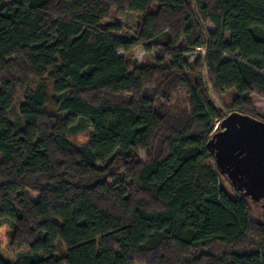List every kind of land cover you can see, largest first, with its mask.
<instances>
[{"label": "trees", "instance_id": "1", "mask_svg": "<svg viewBox=\"0 0 264 264\" xmlns=\"http://www.w3.org/2000/svg\"><path fill=\"white\" fill-rule=\"evenodd\" d=\"M114 10L143 16L135 36L105 22ZM139 45L156 59L133 69ZM197 47L225 108L189 80ZM0 77V220L28 248L0 264H264L262 202L207 146L232 111L264 120V0H0Z\"/></svg>", "mask_w": 264, "mask_h": 264}, {"label": "rangeland", "instance_id": "2", "mask_svg": "<svg viewBox=\"0 0 264 264\" xmlns=\"http://www.w3.org/2000/svg\"><path fill=\"white\" fill-rule=\"evenodd\" d=\"M155 9V7H153ZM143 16L141 14H135L132 12H128L125 14H120L116 10L112 12L109 18L105 20L106 23H119L122 26V30L119 32L120 35L125 36L127 38H131L137 34L138 26L142 21ZM207 28L210 30H215V26L211 23H207ZM228 41L230 40V36L228 35L226 38ZM206 52L205 47H197L191 49L185 54V59L190 62V66L188 68V76L189 80L194 83L196 80L199 79L201 76L205 87L209 92V96L211 99L219 106L220 108H225V104L222 99L219 97L217 90L212 85V80L208 73L206 67L201 66L200 64L196 65L198 62V58L204 56ZM119 53L125 54V51L120 50ZM134 60L133 69L136 67L144 66V65H151L155 63L156 54L155 49L152 51L146 50L143 46L139 45L133 49L132 52L128 54ZM2 86L1 77H0V88ZM52 92V90H51ZM232 96L235 98L237 97V93L233 90L231 92ZM25 95V89L20 88L17 96V105L18 108L20 102L23 100ZM170 111L172 112H185L189 110V95L187 90L183 87H179L173 91L171 96L170 104L168 105ZM257 109L259 113H263L264 111V99L257 100ZM48 111L53 114H58L61 116H65L68 114V111H62L58 109V107L50 104L48 107ZM219 123V121H217ZM79 125L77 130L73 131L70 134V139L77 145H84L90 139L93 133V127L88 121H83ZM30 194H33L29 191ZM256 208V215L263 216L262 212L258 207ZM0 255L4 258L11 260L16 259L20 254L27 253L28 248L26 246H20L17 244L16 234L13 230V226L11 221L7 218H3L0 220ZM67 252V246L60 240L56 242V251L55 255L57 257H62ZM136 264H148L143 260L137 261Z\"/></svg>", "mask_w": 264, "mask_h": 264}, {"label": "water", "instance_id": "3", "mask_svg": "<svg viewBox=\"0 0 264 264\" xmlns=\"http://www.w3.org/2000/svg\"><path fill=\"white\" fill-rule=\"evenodd\" d=\"M232 187L264 207V120L230 112L207 142Z\"/></svg>", "mask_w": 264, "mask_h": 264}, {"label": "built area", "instance_id": "4", "mask_svg": "<svg viewBox=\"0 0 264 264\" xmlns=\"http://www.w3.org/2000/svg\"><path fill=\"white\" fill-rule=\"evenodd\" d=\"M219 123H220V122H219ZM219 123L217 122V124L215 125V128H214V130L218 128V126H219Z\"/></svg>", "mask_w": 264, "mask_h": 264}]
</instances>
